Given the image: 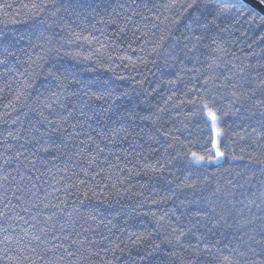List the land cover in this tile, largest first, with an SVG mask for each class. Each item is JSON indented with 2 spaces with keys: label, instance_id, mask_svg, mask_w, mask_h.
I'll list each match as a JSON object with an SVG mask.
<instances>
[{
  "label": "trees",
  "instance_id": "obj_1",
  "mask_svg": "<svg viewBox=\"0 0 264 264\" xmlns=\"http://www.w3.org/2000/svg\"><path fill=\"white\" fill-rule=\"evenodd\" d=\"M0 264H264V17L0 0Z\"/></svg>",
  "mask_w": 264,
  "mask_h": 264
},
{
  "label": "rangeland",
  "instance_id": "obj_2",
  "mask_svg": "<svg viewBox=\"0 0 264 264\" xmlns=\"http://www.w3.org/2000/svg\"><path fill=\"white\" fill-rule=\"evenodd\" d=\"M207 111H206V114H207ZM207 118H208V120L211 123V129H212V132H213V147H212V150H213L214 156L211 159L204 158L203 160L197 159L196 157H199L197 155H196V157L193 156V161L197 165L219 164L220 162H222L224 160V155H222V156H217L216 155L217 149L220 152H222L221 149H220L221 130H220V127H219V124H218V120H216L215 125H213V123H212L210 117H208V115H207Z\"/></svg>",
  "mask_w": 264,
  "mask_h": 264
},
{
  "label": "water",
  "instance_id": "obj_3",
  "mask_svg": "<svg viewBox=\"0 0 264 264\" xmlns=\"http://www.w3.org/2000/svg\"><path fill=\"white\" fill-rule=\"evenodd\" d=\"M241 1L264 17V5L260 4L259 0H241Z\"/></svg>",
  "mask_w": 264,
  "mask_h": 264
},
{
  "label": "snow or ice",
  "instance_id": "obj_4",
  "mask_svg": "<svg viewBox=\"0 0 264 264\" xmlns=\"http://www.w3.org/2000/svg\"><path fill=\"white\" fill-rule=\"evenodd\" d=\"M259 3L262 4V5H264V0H259ZM205 107H207V106H205ZM207 115H208V117H210V119H211L213 125H215V122H216V120H217V116H216V114H215L212 110L209 109V110L207 111ZM192 155H193L194 157H196V154H195V153H193ZM216 155H217V156H222L223 153L220 152V151L217 149ZM196 158L199 159V160H203V159H204L203 156H199V157H196Z\"/></svg>",
  "mask_w": 264,
  "mask_h": 264
}]
</instances>
